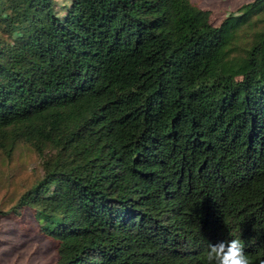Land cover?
<instances>
[{
	"label": "trees",
	"instance_id": "16d2710c",
	"mask_svg": "<svg viewBox=\"0 0 264 264\" xmlns=\"http://www.w3.org/2000/svg\"><path fill=\"white\" fill-rule=\"evenodd\" d=\"M39 175L53 264H264V0L214 25L190 0H0V154ZM3 264V263H0Z\"/></svg>",
	"mask_w": 264,
	"mask_h": 264
},
{
	"label": "rangeland",
	"instance_id": "374dc122",
	"mask_svg": "<svg viewBox=\"0 0 264 264\" xmlns=\"http://www.w3.org/2000/svg\"><path fill=\"white\" fill-rule=\"evenodd\" d=\"M252 0H190L210 12L214 25ZM59 4L61 0H58ZM39 175V158L29 148L19 146L11 158L0 154V263L53 264L57 258L51 241L37 234L36 223L29 211L21 218L3 216L18 196Z\"/></svg>",
	"mask_w": 264,
	"mask_h": 264
},
{
	"label": "clouds",
	"instance_id": "9594fccd",
	"mask_svg": "<svg viewBox=\"0 0 264 264\" xmlns=\"http://www.w3.org/2000/svg\"><path fill=\"white\" fill-rule=\"evenodd\" d=\"M206 261L207 264H252L239 239L211 243Z\"/></svg>",
	"mask_w": 264,
	"mask_h": 264
}]
</instances>
